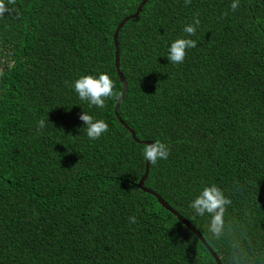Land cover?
Segmentation results:
<instances>
[{
	"label": "trees",
	"instance_id": "16d2710c",
	"mask_svg": "<svg viewBox=\"0 0 264 264\" xmlns=\"http://www.w3.org/2000/svg\"><path fill=\"white\" fill-rule=\"evenodd\" d=\"M15 0L0 17V264H217L139 187L189 222L222 264H264V0ZM200 23L195 35L185 25ZM190 38L183 63L167 60ZM107 73L115 98L81 101L73 81ZM83 112L108 131L87 137ZM45 126L38 129V122ZM215 184L232 203L220 236L189 207ZM135 216L136 223L129 217Z\"/></svg>",
	"mask_w": 264,
	"mask_h": 264
},
{
	"label": "clouds",
	"instance_id": "9594fccd",
	"mask_svg": "<svg viewBox=\"0 0 264 264\" xmlns=\"http://www.w3.org/2000/svg\"><path fill=\"white\" fill-rule=\"evenodd\" d=\"M191 0H185V5L190 4ZM7 4H15V0H7ZM5 0H0V17L5 13L12 14ZM239 7V0H233L230 8L232 11ZM194 23L185 25L183 32L189 36L195 35L199 26V19L194 17ZM197 42L190 38H177L168 48L167 60L173 64L183 63L186 57V50L196 48ZM73 88L81 101H87L90 106L103 108L106 98H115L118 94L114 92L115 85L107 73H100L98 78L93 75H83L73 81ZM79 119L83 122L86 135L91 140H96L108 131V125L103 120H96L91 115L83 112ZM38 129L45 126L44 120L38 122ZM170 154L169 146L157 140L152 144L143 146L142 155L145 160L155 165L158 160L167 159ZM232 201L227 199L220 188L215 184L203 187L202 191L190 203L189 207L199 216L209 217V231L214 236H220L225 227L226 206ZM130 223H136V217H129Z\"/></svg>",
	"mask_w": 264,
	"mask_h": 264
},
{
	"label": "water",
	"instance_id": "95a60500",
	"mask_svg": "<svg viewBox=\"0 0 264 264\" xmlns=\"http://www.w3.org/2000/svg\"><path fill=\"white\" fill-rule=\"evenodd\" d=\"M149 0H143L142 3L140 4V6L138 7L136 13H134L133 15H130L129 17L125 18L118 26H117V29L114 33V43H115V47H116V69H117V73L122 81V84H123V93L121 95V97L118 99L117 103H116V108H115V112L117 114V111H118V108H119V105L121 103V101L124 99L125 97V94L127 92V82H126V79L123 75V73L121 72L120 70V58H119V43H118V36H119V32L120 30L124 27V25L136 18L141 10H142V7L148 2ZM130 132L132 133L133 135V138L137 141V142H141L143 144H152V142H146V141H140L138 140L136 137H135V134L134 132L130 129ZM149 175V162L146 160V170H145V173L139 183V187L142 188L144 191L154 195L159 203L165 207L167 210H169L170 212H172L174 215H176L182 222L183 224L189 229L191 230L194 234H196L198 236V238L203 242V244L209 249L210 253L212 254V256L214 257V259L216 260L217 264H222L220 259L218 258V256L216 255V253L208 246V244L206 243V241L203 239V237L201 236V234L189 223L187 222V220H185L176 210H174L160 195H158L157 193H155L154 191L152 190H149L145 187V181L147 180V177Z\"/></svg>",
	"mask_w": 264,
	"mask_h": 264
}]
</instances>
